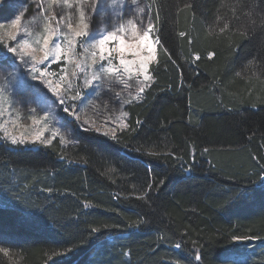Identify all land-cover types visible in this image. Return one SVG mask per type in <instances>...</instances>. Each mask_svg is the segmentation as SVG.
I'll return each mask as SVG.
<instances>
[{"label": "trees", "instance_id": "16d2710c", "mask_svg": "<svg viewBox=\"0 0 264 264\" xmlns=\"http://www.w3.org/2000/svg\"><path fill=\"white\" fill-rule=\"evenodd\" d=\"M147 1L163 47L127 130H77L75 147L39 151L0 144V264H264V5Z\"/></svg>", "mask_w": 264, "mask_h": 264}, {"label": "snow or ice", "instance_id": "6c2138e0", "mask_svg": "<svg viewBox=\"0 0 264 264\" xmlns=\"http://www.w3.org/2000/svg\"><path fill=\"white\" fill-rule=\"evenodd\" d=\"M243 6V0H240ZM261 5H264V0H259ZM5 5H9V0H5ZM5 5H0V13L4 11ZM107 5V8L105 7ZM132 7L128 8V14H125L124 0H39V15L34 16L27 23H22L21 12L11 20L10 24L0 23V65L10 63L15 67L21 66L29 69V75L32 80H39L47 89L57 98L59 105H65V100L69 99L77 101L82 98V88H92L93 93L99 97L100 91L105 87L106 81H115L125 88L131 87L129 81L135 80V94L129 93L132 99H124L120 92L116 93V98L120 102L121 107L124 104H130L133 100L139 99L141 95L150 88L154 83L149 65L156 61L157 45H160L158 36L154 33L158 31L156 24L145 13V8L140 7V0H130ZM190 6V5H189ZM63 8L65 11L61 15H57L55 9ZM112 10L114 22L109 30L108 25L104 22V16H101V22L95 29H90L91 18L94 15L105 14L107 9ZM233 18L239 19L236 16L235 8L232 9ZM257 9L255 6H250L245 15L249 18V24L255 25V14ZM260 26L264 27V7L259 8ZM75 17V22H73ZM217 22L223 26L219 28V32L223 34L226 30H231V22L224 17L217 16ZM39 21V22H37ZM156 21H159V12L156 14ZM39 29L34 31L33 29ZM246 34V33H245ZM181 37L185 33H179ZM14 43H9V42ZM191 43V40H189ZM163 47V45H160ZM80 51H77V49ZM165 53L168 52L164 49ZM10 54V55H9ZM115 54V55H114ZM209 58L214 54L209 53ZM168 59L172 57L169 55ZM199 55H195L193 63L199 60ZM19 60L20 64H16ZM117 60L118 63L113 61ZM63 61L60 72H50L49 66L53 63ZM175 64V61L172 60ZM253 64V61H249ZM71 66V70H70ZM239 75V73H237ZM83 80V84L79 81ZM36 87V86H31ZM70 93H74L69 95ZM56 101H53L55 104ZM92 104V101H88ZM7 108H12V101L5 94V89L0 88V117L4 115ZM107 108V104L104 105ZM255 107V105H253ZM33 112L35 110H32ZM232 112V109H229ZM63 112L68 116H74L75 121H80V116L75 110H70L69 106L63 107ZM239 114V112H237ZM51 110H44V115L37 119L35 115L29 117L33 121V125H41V130L31 135L25 132H20L19 135L9 132L5 127V123H0V131L3 132L5 141L13 146H19L31 142H37L42 145H50L52 139L60 135V142L66 143L64 136L60 134L59 129H52V137L44 138V131L48 129L49 117ZM128 113L121 111L116 119L120 122L121 130L128 127L124 122ZM112 121L111 116L104 117V123ZM191 122V118H190ZM13 127L17 126V121L11 122ZM70 123V122H69ZM93 127L95 121H83ZM137 123H141L137 121ZM96 131H100V127H95ZM105 136H110L116 140V130L109 129L104 132ZM251 137H249L250 139ZM207 152V149H204ZM151 154V153H150ZM63 159V157H61ZM185 171H192L191 168ZM257 178L262 182L261 187L264 188V164L259 166ZM164 183L163 180L160 181ZM153 183H149L147 188L150 191ZM245 195L244 191H238L234 199L241 198ZM141 200H147L148 194L145 192L138 197ZM85 207H88L85 204ZM147 222L138 220L130 227H139ZM107 227V226H106ZM92 233L100 232V228H92ZM260 239L257 236H237L233 235L232 240L239 242L243 240ZM175 248L180 249L182 244L177 242ZM68 251V250H66ZM0 253L5 256L9 255L7 248H0ZM56 254V253H54ZM124 255H129L125 252ZM195 260L200 261L201 255L199 252L195 255ZM179 264V262H177ZM223 264H229L225 258Z\"/></svg>", "mask_w": 264, "mask_h": 264}, {"label": "rangeland", "instance_id": "374dc122", "mask_svg": "<svg viewBox=\"0 0 264 264\" xmlns=\"http://www.w3.org/2000/svg\"><path fill=\"white\" fill-rule=\"evenodd\" d=\"M110 3V0H108ZM39 0H9V5H5V0H0V5H5L4 11L0 13V23L10 24L12 19H15L16 15H19L21 12L24 13L22 16V23H27L34 16L39 15ZM125 5V14H128V8L132 7L130 5V0H124ZM107 8V5H105ZM140 7L145 8V13L151 18V9L147 0H140ZM57 15L64 13L63 8L55 9ZM101 16H104V22L108 25L109 30H111V25L114 22V17L112 16V10L107 9V15L101 13L94 15L91 18L90 29H95L101 22ZM75 17H73V22H75ZM152 19V18H151ZM153 21V20H152ZM39 22V21H37ZM37 31L39 29H33ZM154 36H157V32L154 33ZM14 43V42H9ZM157 56L160 51V45L156 46ZM77 51H80L78 48ZM10 55V54H9ZM115 55V54H114ZM157 59V57H156ZM118 63L117 60L113 61ZM155 62V61H154ZM150 63L149 69L151 72V66L154 63ZM63 61L59 63H53L49 66L48 70L50 72H60V68L63 65ZM16 64H20V61L17 60ZM188 67H191L188 65ZM71 70V66H70ZM29 69L26 67H15L14 65L7 63L0 65V88L5 89V94L9 96L12 101V108H7L4 112V115L0 117V123H5V127L9 132L19 135L20 132H25L29 135V140H31V135L41 130V125H33L32 119L29 117L35 115L37 119H40L44 115V110H51V115L49 117L48 129L44 131V138L52 137V129H59L60 134L64 136L66 143L62 144L60 142V135H57L52 139L50 145H42L38 142L33 144L28 142L23 145L13 146L9 142L2 139L3 132L0 131V144L5 143L8 148L14 149H23L24 151L28 150H37L41 148H50L56 141H59L63 147H75L77 141L74 138L77 130L80 131H93L98 134L104 135L105 131L109 129L116 130V136L120 134L121 131L127 130L129 128V114L127 117L123 118L124 122L127 123L128 127L121 130L120 122L116 119L120 115L121 111H125L127 105L129 106L133 102H138L143 98V95L137 100H133L130 104H124L121 107L120 102L116 98V93L120 92L124 99H132L129 93L135 94L136 91V82L135 80L129 81L131 87L125 88L124 85L115 82V81H106L105 87L100 91L99 97H97L92 88H82L83 93L82 98L77 101H72L69 99L65 100V105H59V101L53 94L45 87L39 80H32L31 76L28 74ZM83 84V80H80ZM79 81V82H80ZM36 86V87H31ZM147 90V89H146ZM74 93H70L72 95ZM91 100L92 104H89L88 101ZM53 101H56L53 104ZM107 104V108L104 105ZM69 106L70 110H75L76 113L80 116V121L76 122L74 116L70 117L67 113L63 112V107ZM32 110H35L34 112ZM128 113V112H127ZM111 116L112 121L107 124L104 123V117ZM95 121L93 127H89V124L83 123V121ZM12 121H17V126L13 127ZM70 122V123H69ZM95 127H100V131H96ZM105 136V135H104ZM111 138L110 136H105ZM64 159H61L63 161Z\"/></svg>", "mask_w": 264, "mask_h": 264}]
</instances>
